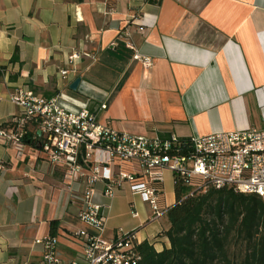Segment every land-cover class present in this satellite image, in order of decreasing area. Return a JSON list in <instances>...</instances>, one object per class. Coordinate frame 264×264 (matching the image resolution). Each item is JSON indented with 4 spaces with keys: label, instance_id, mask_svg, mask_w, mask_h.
<instances>
[{
    "label": "crops",
    "instance_id": "crops-1",
    "mask_svg": "<svg viewBox=\"0 0 264 264\" xmlns=\"http://www.w3.org/2000/svg\"><path fill=\"white\" fill-rule=\"evenodd\" d=\"M72 51L91 57L81 56L76 72L61 78ZM135 51L152 65L143 67ZM19 87L46 98L62 94L74 101L70 108L86 105L99 121L134 136L188 139L264 129V0H0L5 131L17 113L9 95ZM39 137L30 127L21 156L0 140V264H42L35 241L47 236L56 237L61 264H71L82 250L74 233L92 232L78 218L80 204L70 199L63 173L47 164ZM104 188L103 181L94 185L93 200L102 207L107 237L122 229L157 252L169 247L166 216L150 221L147 205L127 184L112 198ZM162 194L173 206L168 170Z\"/></svg>",
    "mask_w": 264,
    "mask_h": 264
},
{
    "label": "built area",
    "instance_id": "built-area-1",
    "mask_svg": "<svg viewBox=\"0 0 264 264\" xmlns=\"http://www.w3.org/2000/svg\"><path fill=\"white\" fill-rule=\"evenodd\" d=\"M126 47L134 50L128 41ZM81 56L91 57L76 51L68 54L66 68L59 71L61 78L76 72L72 67ZM133 58L143 67L152 65L150 58L141 57L136 51ZM9 101L17 113L10 121L9 131L0 129V140L21 156L29 128H33V133L37 131L47 164L53 171L63 173L70 199L80 204L79 220L92 230L74 233L82 241V250L71 264H136L140 259L134 251L138 244L135 232L117 229L113 236L105 235L102 207L93 200L98 182L105 183L103 196L107 198L127 184L131 193L139 195L147 205L150 221L165 217L170 209L158 187L165 170L200 179L204 183L201 193L209 188H232L264 200V129L252 127L188 139L148 138L114 129L108 120L99 121L97 112L86 105L70 108L68 105H75L74 101L62 94L46 98L28 87H19L10 93ZM104 109L100 105L98 110ZM111 166L115 167L114 172ZM35 244L42 249V264H61L56 237L47 236Z\"/></svg>",
    "mask_w": 264,
    "mask_h": 264
},
{
    "label": "trees",
    "instance_id": "trees-1",
    "mask_svg": "<svg viewBox=\"0 0 264 264\" xmlns=\"http://www.w3.org/2000/svg\"><path fill=\"white\" fill-rule=\"evenodd\" d=\"M173 179L175 203L163 233L169 247L157 252L147 241L136 244V264H264V200L232 188L201 193L200 179ZM57 225L50 222L52 230Z\"/></svg>",
    "mask_w": 264,
    "mask_h": 264
},
{
    "label": "water",
    "instance_id": "water-1",
    "mask_svg": "<svg viewBox=\"0 0 264 264\" xmlns=\"http://www.w3.org/2000/svg\"><path fill=\"white\" fill-rule=\"evenodd\" d=\"M79 83H80V79H79V78L75 79V80L71 83V85H70V89L73 90V91L76 90V88L78 87Z\"/></svg>",
    "mask_w": 264,
    "mask_h": 264
},
{
    "label": "rangeland",
    "instance_id": "rangeland-1",
    "mask_svg": "<svg viewBox=\"0 0 264 264\" xmlns=\"http://www.w3.org/2000/svg\"><path fill=\"white\" fill-rule=\"evenodd\" d=\"M148 208V207H147Z\"/></svg>",
    "mask_w": 264,
    "mask_h": 264
}]
</instances>
